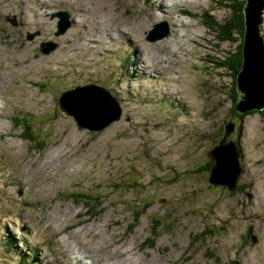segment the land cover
<instances>
[{
    "label": "rangeland",
    "instance_id": "obj_1",
    "mask_svg": "<svg viewBox=\"0 0 264 264\" xmlns=\"http://www.w3.org/2000/svg\"><path fill=\"white\" fill-rule=\"evenodd\" d=\"M17 1L0 0V60L10 53L28 63L0 62V264H264V109L235 111L242 40L235 32L217 45L204 25L228 18L230 0ZM58 12L71 22L60 36V19L51 17ZM260 20L264 47V7ZM90 37L109 52L84 54ZM91 84L122 109L120 121L97 133L56 104ZM20 114L33 142L22 137ZM225 124L235 127L229 139L242 169L233 193L196 171ZM73 194L82 203L97 197L102 213L86 218ZM157 225L153 246L143 248Z\"/></svg>",
    "mask_w": 264,
    "mask_h": 264
},
{
    "label": "water",
    "instance_id": "obj_2",
    "mask_svg": "<svg viewBox=\"0 0 264 264\" xmlns=\"http://www.w3.org/2000/svg\"><path fill=\"white\" fill-rule=\"evenodd\" d=\"M263 7L264 0H246L243 8L245 26L242 39L243 64L236 78L238 101L235 110L240 114L264 109V47L257 31ZM51 17L60 19L57 22L56 36L64 34L71 26L67 12H58ZM160 25H156L155 29ZM167 34L166 30L156 38L147 39L155 41L166 37ZM55 47V44H50L44 52L48 53ZM56 104L64 116L73 118L79 128L90 132H101L120 121L122 116V109L116 98L106 88L95 84L78 86L63 92ZM224 127V139L206 153L208 161L213 163L207 183L212 187H224L233 193L237 190L242 172L240 154L236 142L229 139L235 127L232 124H225Z\"/></svg>",
    "mask_w": 264,
    "mask_h": 264
},
{
    "label": "trees",
    "instance_id": "obj_3",
    "mask_svg": "<svg viewBox=\"0 0 264 264\" xmlns=\"http://www.w3.org/2000/svg\"><path fill=\"white\" fill-rule=\"evenodd\" d=\"M246 0H230L229 3V11H230V16L226 18L224 21H220L217 23L214 21V18H210V20L206 19L204 20V25L205 27L210 30L213 34H215L218 39L219 43L217 45L227 43L228 41L231 42L232 35L235 33L238 34V37H240V40L243 39L244 33H245V27H244V14H243V8L245 5ZM208 20V21H207ZM236 41V40H235ZM241 44L243 42L241 41ZM242 45L239 48L238 53L235 55V76L239 74L242 64H243V54H242ZM218 62H220L218 60ZM236 80V79H235ZM235 105V104H234ZM240 114V113H238ZM22 114L18 116L19 120V127L23 126L25 129H23V138L28 139L30 142H33L31 138V128L28 122L24 121V119L21 117ZM42 148V145H40ZM213 166V163L209 162L208 160L200 167V169H196V171L200 173H207V176L209 175V172ZM195 170V169H194ZM193 170V171H194ZM71 201H75L77 205H83L84 208L86 209L85 211V217L86 218H96L98 217L102 211H103V201L99 200L97 197L87 195V203H82V200L80 198V194H73L69 198ZM149 208L147 204L144 203V211H146ZM141 214H137L135 216V219L138 220ZM160 225L153 226L152 227V233L150 237L145 239V241L142 243L143 248L152 245L154 243V239L156 233L153 231L154 228L159 227ZM135 226H133L134 229ZM158 238V236H157Z\"/></svg>",
    "mask_w": 264,
    "mask_h": 264
},
{
    "label": "bare ground",
    "instance_id": "obj_4",
    "mask_svg": "<svg viewBox=\"0 0 264 264\" xmlns=\"http://www.w3.org/2000/svg\"><path fill=\"white\" fill-rule=\"evenodd\" d=\"M12 1H14V0H12ZM64 1H66V2H69L68 4L69 5H71L72 6V4L74 3V2H71V1H67V0H64ZM73 1H75V3H77V1L78 0H73ZM171 1V0H170ZM172 1H174V0H172ZM18 3L20 2L19 0L17 1ZM178 2V0L176 1V3ZM21 3V2H20ZM19 3V4H20ZM77 4H80V3H77ZM163 4V3H162ZM21 5V4H20ZM202 6V5H201ZM23 7V6H22ZM74 7V6H73ZM172 7V6H171ZM75 8V7H74ZM73 8V9H74ZM165 8H167V7H165V6H158V10H159V12H160V15L162 16V17H164V18H169L170 19V17H167L165 14H167V9H165ZM175 8V7H174ZM75 10V9H74ZM74 10H73V12H74ZM82 10V9H81ZM76 11V16L78 17L80 14H82V13H78V11L77 10H75ZM73 12H72V16H73ZM82 12H84L83 10H82ZM178 12V11H177ZM178 15L180 16V17H182V15H184V17L186 16V17H188V15H186V13L184 12V11H179L178 12ZM193 15H195V13L193 14ZM189 16H191V15H189ZM73 17H75V16H73ZM24 18V17H23ZM81 19V18H80ZM144 20V19H143ZM24 23V22H23ZM82 23H84L83 21H82V19H81V22H80V24H79V26L82 24ZM100 23V22H99ZM181 23H182V21H181ZM22 24V23H21ZM78 24L77 23H75V25H76V28H77V26H78ZM21 26V25H20ZM143 26V25H142ZM93 27H94V25H93ZM92 27V28H93ZM245 27V26H244ZM123 30V29H122ZM108 30H106V32H107ZM121 32V30L118 32L119 34H122V33H120ZM127 32V31H126ZM38 34H39V36L42 34V30L41 29H38ZM94 37H90L89 39H87V41H86V45H85V53L84 54H92V57H94V54L97 52V50L99 49V48H102L103 49V52L104 53H107V52H109V48H110V46H108V47H106L105 46V43H104V41L102 40V39H93ZM109 40H110V42L111 43H114V40L112 39V37H111V35L109 36V37H107ZM90 45H95V47H93V46H90ZM92 50V51H91ZM169 52V51H168ZM172 52H173V50H172ZM174 53V52H173ZM3 54V53H2ZM81 55H83V53H81ZM7 56H9V58H8V60H6V61H1L0 60V62H3V63H5V65H7V66H9V67H15V66H17L18 64H20L21 66H23V65H26V64H28L27 63V61L25 60V59H22V60H20L19 58H17V57H13V56H11V54L9 53ZM136 56H137V49H136ZM5 57V56H4ZM65 57V56H64ZM6 59V58H5ZM184 59V58H183ZM71 60V62H75L74 61V59H70ZM135 60H137L138 62H142V61H139L136 57H135ZM55 61V60H54ZM55 62H57V61H55ZM9 65H8V64ZM164 63H166V62H164ZM45 66H51V65H53L52 63H48V64H44ZM46 69V68H45ZM50 69H51V67H50ZM147 71H149L148 69H147V66H146V68H145ZM155 72H158V73H162V74H164L163 73V71H159V69L158 70H154ZM15 72V70H12L11 72H10V75H12V73H14ZM121 86V85H120ZM134 107V106H133ZM225 129V128H224ZM163 166V165H162ZM6 243V242H5ZM6 245V244H5ZM129 255V254H128ZM81 256H80V254H79V256L78 257H74V260H76V261H78V262H81ZM253 258V257H252ZM60 264V263H59ZM113 264H121L120 262H118V261H116V262H114ZM128 264V263H127Z\"/></svg>",
    "mask_w": 264,
    "mask_h": 264
},
{
    "label": "flooded vegetation",
    "instance_id": "obj_5",
    "mask_svg": "<svg viewBox=\"0 0 264 264\" xmlns=\"http://www.w3.org/2000/svg\"><path fill=\"white\" fill-rule=\"evenodd\" d=\"M160 24H161V23H158V24H156V25H160ZM156 25H154L153 29L150 30V31L148 32L149 34H151V31L154 30L153 32L155 33V32H157V31L159 30L160 27L165 26V25H160V27H159L158 29H155V26H156ZM165 31H166V30H165ZM169 31H170V29H169ZM148 33H147V34H148ZM167 35H168V34H167ZM166 37H167V36H166ZM164 38H165V37H164ZM162 39H163V38H162ZM146 40L148 41V39H146ZM159 40H160V39H159ZM155 41H157V40H155ZM155 41H149V42H155ZM94 133H97V132H94Z\"/></svg>",
    "mask_w": 264,
    "mask_h": 264
}]
</instances>
